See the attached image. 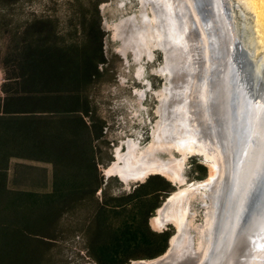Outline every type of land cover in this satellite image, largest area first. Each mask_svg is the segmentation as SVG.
<instances>
[{
	"label": "trees",
	"instance_id": "trees-1",
	"mask_svg": "<svg viewBox=\"0 0 264 264\" xmlns=\"http://www.w3.org/2000/svg\"><path fill=\"white\" fill-rule=\"evenodd\" d=\"M21 1L0 0V264L39 262L44 238L68 245L75 230L94 264L162 255L173 232L150 229L148 218L169 182L150 175L116 197L99 170L103 123L90 106L106 63L98 11L82 8L63 29L54 12L15 20Z\"/></svg>",
	"mask_w": 264,
	"mask_h": 264
},
{
	"label": "bare ground",
	"instance_id": "bare-ground-1",
	"mask_svg": "<svg viewBox=\"0 0 264 264\" xmlns=\"http://www.w3.org/2000/svg\"><path fill=\"white\" fill-rule=\"evenodd\" d=\"M141 2L151 5L154 24H149V19L147 20L145 16L141 18L142 27L138 28L135 34L129 31L130 41L127 44L136 48L134 50L136 55H140L142 50L150 52L147 43L160 47L165 56L160 71L166 74L168 81V85L159 93L160 104L157 110L160 119L158 118L156 129H153V145L155 147L163 145L162 148L166 150L174 148L184 156L196 153L204 155L211 161L210 182L214 181L216 174L218 176L220 172L217 170L219 163L217 153L214 155L212 150L210 155L208 151L213 147L219 150L223 165L221 180L216 183V187L211 188L210 211L207 212L206 226L201 236L207 251L211 243L214 244L209 264H264V150L259 147L257 152H251L256 146L248 144L258 136L253 129L260 133L256 125L254 128L253 124H248L250 126L247 137L240 143L239 155H244L246 147L242 149V145L245 146L247 143L249 146L247 155H251V160L239 170L238 179L237 176L234 178V172L231 174L230 169H227L228 172L224 171L223 164V144L228 147L229 159L230 144L233 150L239 146L236 132L240 118L236 120V114L238 108L239 110L241 108L237 102L238 84L234 79L236 75L233 78L231 76V26L229 27L231 24L230 18L228 20L226 18V13L230 14L231 1L229 3L228 0H141ZM230 7L233 9L234 5ZM202 42L204 47L206 44L207 53H210L208 62L209 59L212 62L209 64V80L206 78L207 88L199 82L202 78L200 69L202 63L199 62L198 55ZM178 82L180 92L177 89ZM191 88L194 100H191L188 94ZM206 93L208 99H205L204 104L207 106L208 103V122L200 116V104L197 98L195 100L197 95L202 94L205 97ZM243 110L245 111V105ZM248 113L251 115L250 110ZM243 119L244 125L249 123L246 117ZM262 141L261 144L264 146V140ZM130 145L127 146L128 151L125 153L116 150L117 161L106 170L108 174L119 176L124 181L134 179L140 182L154 174L179 183L184 181L180 172L183 159L157 160L152 147L133 153ZM209 180L200 182L201 184L192 183L188 187L182 189L180 187L179 190L173 191L164 204L169 203L170 206L168 208L162 207L164 205L159 206L156 209L158 214L151 218V225L158 228L168 220L182 222L179 215L182 216L185 212L183 204L191 196L189 190L207 187L210 184ZM208 193L205 194L208 196ZM213 231L215 235L212 234ZM182 233L181 231L171 237V244L176 251L173 253L176 255L187 249ZM166 252L167 250L160 258L149 260L147 263L141 261L142 263L138 264H157L169 251ZM171 262L172 260L168 261L169 264Z\"/></svg>",
	"mask_w": 264,
	"mask_h": 264
},
{
	"label": "rangeland",
	"instance_id": "rangeland-1",
	"mask_svg": "<svg viewBox=\"0 0 264 264\" xmlns=\"http://www.w3.org/2000/svg\"><path fill=\"white\" fill-rule=\"evenodd\" d=\"M68 3L71 5L68 6ZM82 8L90 9L88 11L89 18H92L95 10L98 11L99 29L103 34L101 47L106 63L100 64L102 68L100 71L101 75L94 79L90 87V106L94 117L99 118L103 123L104 136L98 138L95 142H97V147L101 149L103 155L99 164L101 175L104 179L107 175H110L105 180L112 178L107 194L119 197L132 191L133 187L138 183L134 179L122 181L119 176L106 172L109 166L114 161H117L115 157L116 150L118 149L119 152L125 153L128 151L127 146L130 144L133 153L152 147L151 149L154 150L157 160L183 159L180 172L184 177V181L179 183L164 177L172 188L167 193V198L173 191L179 190L180 187L182 189L192 183L199 184L200 182L208 181L211 174V161L205 158L204 155L196 153L184 156L180 154L179 150L174 148L166 150L162 148L163 145H159V147L153 145L152 134L160 119L157 110L160 104L159 93L168 85L166 74L160 71L165 62L164 52L157 45L147 43V48L150 49V52L146 53L142 50L140 55H136L134 52L136 48L127 44L130 41L128 37L129 31L135 34L137 29L142 27L141 18L145 16L147 20L149 19V24H154L152 22L153 13L150 4H142L141 0H23L20 2V8L15 9V20H23L30 13L54 12V15L60 18L59 25L62 28L66 26L65 22L67 19L76 17ZM207 30L210 31L209 28ZM208 57H210V53H207L206 44L204 47L202 42L198 55L199 62L202 63V68H200L202 78L199 82L202 85H206V88L209 80V64H212L211 59L208 62ZM2 82L3 74L0 70V86ZM179 82L177 83V89L180 92ZM192 90L193 88L189 90L188 94L190 99L194 100ZM196 98L201 109L199 114L208 122V103L207 106L204 104L205 99H208L207 93L205 97L201 94L197 95L195 100ZM169 101L172 102L171 99ZM211 152L214 155L217 153L216 155L219 159L217 170L220 173L218 176L216 174L214 181L210 182L211 179L209 180L208 188L203 186L197 190H189L191 196H188L189 200L183 204V207L186 208L185 212L182 216L179 215L182 222L168 220L164 225L155 228L151 225V218L156 216L158 211L152 212L148 218L149 228L156 232L172 230L174 235L181 226L183 241H186L187 249L182 254H179L178 258H174L171 264H199V261L206 255L207 248L203 245L201 236L204 233V226H206L207 212L210 211L209 196H211V188L216 187V183L221 178V169H223L219 150L213 147L208 151L210 155H212ZM119 162L121 163V161ZM32 165L38 169L35 171L36 173L48 169L46 164L33 163ZM38 176L41 177L39 174ZM206 192H209L208 196L205 194ZM166 197L160 196V203L164 202L167 199ZM169 206L170 204L168 203L162 207L168 208ZM76 213L78 212L70 215L69 219V223L74 227H78ZM78 233L79 230H75V235ZM75 235L72 240H69L68 245H65L66 240L44 238L47 245L43 258L39 262L31 264H94L82 248L80 249ZM162 255L158 257L160 258ZM153 259H133L126 264H138L141 261L147 263V261Z\"/></svg>",
	"mask_w": 264,
	"mask_h": 264
},
{
	"label": "water",
	"instance_id": "water-1",
	"mask_svg": "<svg viewBox=\"0 0 264 264\" xmlns=\"http://www.w3.org/2000/svg\"><path fill=\"white\" fill-rule=\"evenodd\" d=\"M228 1L229 3L231 1L229 5L230 14H228V12L226 13V18L227 20L230 18L229 24H231L229 25V27L231 26L232 50L231 76L233 78V76L236 75L234 79L236 84H238L237 102L238 105H241V108L240 110L238 108L236 114V120L240 118V121L237 124L236 132L239 146L236 148L234 147L233 150V147L231 148L230 144V159L228 147L225 146V143L223 144L224 171L228 172L227 169H230V173L232 174V172H234V178L237 176L238 179L240 173L239 170L247 165V162L251 160V155H247L249 151L247 143L245 146L244 144L242 145V149L246 147L244 155H239L241 146L240 143L247 137L248 127L250 126H248V124H253V127L256 125L260 129V133L253 129L254 133L259 137L255 136V138L251 140L252 143L250 141L248 142L249 145L253 144V147L256 146L251 152H257L259 147L264 150V146L261 144L263 142L262 139L264 140V0ZM233 5L234 8L232 9L230 6ZM217 57L218 55L216 58ZM233 85L235 84L233 83ZM244 105L245 111L243 110ZM248 110H250L251 115H249V113L247 114ZM243 117H246L249 121L246 125H244L245 122H243ZM109 176L110 175H107L105 179ZM165 203H167V199H165L162 205ZM181 231L183 232L180 226L177 233H174V236L179 232L181 233ZM211 231L212 230H210V232ZM213 233L214 231L212 234ZM171 237L168 241L169 246L167 252H169H166L167 255L165 254V257L159 260L157 264H168V261L174 260L176 257L178 258L179 254L176 255V253H173L176 251L173 249V245L171 244ZM213 250L214 244L212 242L209 251L206 252V257L202 258V260L199 261V264H209Z\"/></svg>",
	"mask_w": 264,
	"mask_h": 264
},
{
	"label": "flooded vegetation",
	"instance_id": "flooded-vegetation-1",
	"mask_svg": "<svg viewBox=\"0 0 264 264\" xmlns=\"http://www.w3.org/2000/svg\"><path fill=\"white\" fill-rule=\"evenodd\" d=\"M206 137V136H205ZM206 139H207V137H206ZM208 140V139H207ZM212 212V211H211Z\"/></svg>",
	"mask_w": 264,
	"mask_h": 264
}]
</instances>
